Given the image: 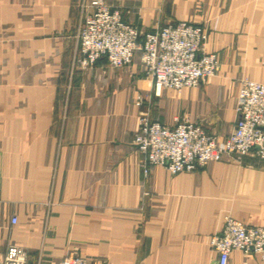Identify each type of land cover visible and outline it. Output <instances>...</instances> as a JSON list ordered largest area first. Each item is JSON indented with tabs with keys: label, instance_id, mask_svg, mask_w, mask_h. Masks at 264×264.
<instances>
[{
	"label": "crops",
	"instance_id": "obj_1",
	"mask_svg": "<svg viewBox=\"0 0 264 264\" xmlns=\"http://www.w3.org/2000/svg\"><path fill=\"white\" fill-rule=\"evenodd\" d=\"M91 1L0 0V261L17 244L26 264L71 253L90 264H219L211 238L227 216L264 225V159L253 149L173 173L146 163L134 136L143 112L219 139L233 130L241 79L264 81V0H106L143 32L181 20L207 29L216 74L176 90L156 89L139 55L125 67L78 64Z\"/></svg>",
	"mask_w": 264,
	"mask_h": 264
},
{
	"label": "built area",
	"instance_id": "obj_2",
	"mask_svg": "<svg viewBox=\"0 0 264 264\" xmlns=\"http://www.w3.org/2000/svg\"><path fill=\"white\" fill-rule=\"evenodd\" d=\"M77 33L78 64L86 68L100 58L114 67L130 65L136 55L156 89L197 86L216 74L217 54L207 51V31L185 20L143 32L124 19L120 8L106 0H92ZM141 97L137 103L140 104ZM238 117L234 129L223 139L201 125L179 120L175 126L141 114L135 142L152 164L177 173L217 160L224 154L241 159L255 149L264 159V82L243 78L237 95ZM17 217L12 218L15 223ZM219 252V264H229L233 250L257 254L264 264V225H249L227 216L221 231L211 238ZM27 251L11 244L0 264H26ZM55 264H90L82 254L71 253Z\"/></svg>",
	"mask_w": 264,
	"mask_h": 264
},
{
	"label": "rangeland",
	"instance_id": "obj_3",
	"mask_svg": "<svg viewBox=\"0 0 264 264\" xmlns=\"http://www.w3.org/2000/svg\"><path fill=\"white\" fill-rule=\"evenodd\" d=\"M188 22H189V21H188ZM190 23H191V22H190ZM197 25H198V24H197ZM200 26H202V25H200ZM202 27H203V26H202ZM203 28H205V27H203ZM205 29H206V28H205ZM206 31H207V29H206ZM207 34H208V31H207ZM207 40H208V37H207ZM77 41H78V39H77ZM206 43H207V41H206ZM206 49H207V48H206ZM79 50H80V47H79V41H78V54H79V55H77V62H78V57L81 55V53H80ZM207 51H209V50H207ZM210 52H213V51H210ZM214 53H216V52H214ZM216 54H217V53H216ZM217 57H218V55H217ZM100 59H102V58H100ZM100 59H99V60H100ZM106 61H107V59H106ZM134 61H135V59H134ZM134 61H133V62H134ZM218 61H219V59H218ZM107 62H108V61H107ZM133 62H132V63H133ZM132 63H131V64H132ZM131 64H130V65H131ZM141 64H142V63H141ZM93 65H94V64H93ZM126 66H129V65H126ZM142 66H143V65H142ZM121 67H125V66H121ZM143 72L145 73V69H144V68H143ZM145 75H146V73H145ZM210 77H211V76H210ZM245 78H247V77H245ZM248 79H250V78H248ZM241 80H242V79H241ZM251 80H254V79H251ZM256 81H258V80H256ZM261 82H264V81H261ZM240 83H241V81H240ZM163 88H165V87H163ZM166 88H167V87H166ZM181 88H183V87H181ZM181 88H169V89H175V90H176V89H181ZM160 89H161V88H160ZM160 89H159V90H160ZM141 101H142V100H141ZM136 102H137V101H136ZM141 103H142V102H141ZM141 103H140V104H141ZM137 104H138V103H137ZM140 104H138V105H140ZM143 113H144L145 115H147V113H145V112H143ZM147 116H148V115H147ZM148 117H149V116H148ZM149 119H151V118L149 117ZM152 120H153V119H152ZM179 120H183V119H178L177 122H178ZM184 120H188V119H184ZM153 121H159V120H153ZM189 121H190V120H189ZM159 122H160V123H163V122H161V121H159ZM177 122H176L174 125H169V124H167V125H169V126H175V125L177 124ZM194 123L201 125L200 123H197V122H194ZM163 124H166V123H163ZM201 126H202V125H201ZM202 127H203V126H202ZM203 128H204V127H203ZM204 129H205V128H204ZM233 129H234V128H233ZM205 130H206V129H205ZM206 131H207V130H206ZM136 132H137V131H136ZM207 132H208V131H207ZM209 133H210V132H209ZM135 134H136V133H135ZM211 134H212V133H211ZM135 137H136V136H134V142H135ZM135 144H136L137 147H138V144H137L136 142H135ZM138 149H139V147H138ZM142 153H143V152H142ZM143 154H144V153H143ZM256 154H257V153H256ZM144 155H145V154H144ZM257 156H258V155H257ZM234 157H235V156H234ZM243 157H244V156H243ZM243 157H242V158H243ZM258 157H259V156H258ZM235 158H237V157H235ZM242 158H241V159H242ZM259 158H260V157H259ZM260 159H261V158H260ZM145 160H146V157H145ZM146 163H149V162L146 160ZM149 164H152V163H149Z\"/></svg>",
	"mask_w": 264,
	"mask_h": 264
}]
</instances>
